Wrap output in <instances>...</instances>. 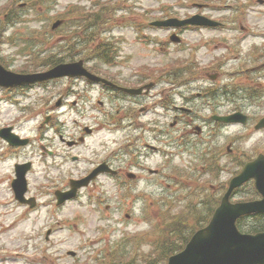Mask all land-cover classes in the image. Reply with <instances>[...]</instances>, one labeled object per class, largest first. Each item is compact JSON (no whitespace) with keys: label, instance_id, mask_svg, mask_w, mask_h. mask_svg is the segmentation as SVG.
<instances>
[{"label":"rangeland","instance_id":"rangeland-1","mask_svg":"<svg viewBox=\"0 0 264 264\" xmlns=\"http://www.w3.org/2000/svg\"><path fill=\"white\" fill-rule=\"evenodd\" d=\"M124 2V0H0V21L14 22L9 25L8 30L4 29L0 33V62L13 72L32 71L34 67L40 70L47 67L43 64L46 61L41 63L42 59L53 53L63 55L60 47L69 45L67 47L71 55L70 60L84 59L88 67L106 78L116 72L136 74L139 77L146 75L177 77L180 69L178 45L170 41L164 43V40L176 30L158 31L146 27V22L153 21L150 18H155L161 11L168 12L174 17L194 13L191 5H188V0L127 2L124 20L120 22L122 28L118 29L119 23L116 18L118 12L122 11L120 9L124 8ZM251 2L253 5L248 3V11L253 14L251 22L257 24H250V33L246 32L250 36L246 40L240 42L246 35L244 32L238 34L212 30H188L181 36L183 39L181 77L187 82L186 87L181 86V95L191 97L188 101L189 106L182 102L181 106L191 108L193 111L200 110V113L191 115L193 121L185 114L181 115V124L174 128L169 127L172 121V114H169L164 125V128L169 130V145H162L159 154H153L145 161V166L151 169H163L159 173L167 177L160 180L159 176L150 177L146 173L137 185L134 184L130 188L132 192L117 191L113 188L111 180L105 178L100 181V186L97 185L75 201L58 207L54 203L48 205L51 191L47 189L49 180L44 178L43 164L37 157L38 142L28 148L7 153V156L10 155L9 158L0 161V264H99L96 258L102 257L108 249L126 257L123 264L126 262L130 264L136 259H140L141 264H158L157 261L154 263L151 261L154 254L149 243L166 235L163 223L167 222L164 220L171 214L181 217V212H184L187 206L197 207L201 213L207 212L212 204L200 205L199 202H205L201 201L202 195L203 193L214 195L219 192L220 185L226 186L234 171L231 160H239L250 155L254 158L257 153L264 154V130H253L256 120L264 115V70L255 76L259 77V90L250 94L255 100L248 98L243 100L248 97L247 91L242 88L247 80L241 77L245 71L256 65L246 56L252 43H264L262 28L264 5H259L255 0ZM21 3L24 5H20ZM78 9L84 12L102 10L105 13L102 30L105 32L100 38L104 39L110 30L115 37L120 38L117 44L120 58L116 65H105L95 58L91 60V48L98 44V37L92 44L87 43V38L81 35L80 30L69 27L77 24ZM130 13L138 15L136 21H133ZM141 13H148V18L142 19ZM206 13L210 15L209 10ZM57 19H62L64 24L57 31L51 32V24ZM134 24L136 26L132 27L142 30L136 32L129 29L130 27H124ZM7 27L5 24V28ZM63 32L65 34H62ZM253 35L257 38L253 39ZM148 38L161 40L162 50L155 43L149 45ZM236 43L239 52H235L231 47ZM223 54L226 57L239 54L240 56L230 58L220 66L225 60L220 57ZM218 59L221 64L215 62ZM241 62L243 63L240 64ZM209 75L218 76L217 86L226 79L230 80L231 82H224L222 86L229 87L231 92L234 91L236 94L230 92L228 97L217 91L214 97L211 95L196 97L195 94L201 91L200 86L205 85L206 77ZM77 84L83 87L79 81L52 80L25 92L26 96L20 91L0 89V125L15 123L21 128L23 135L30 137L43 135L44 130H39L36 126L42 114L39 117L34 114L44 110L45 104L52 97L57 98L62 92H70ZM169 86L175 87L177 83ZM96 97V93L91 92L87 98L78 101L79 106H94ZM237 97H241L242 100H236ZM56 98L52 101L54 102ZM75 99L74 95H70L66 108H70L71 102ZM206 102L217 103V110L222 112L236 108L245 111L250 117L249 124L215 125L210 120L211 116L204 114L203 104ZM72 118L65 116L60 120L64 119L65 127L70 129L73 125ZM110 122L113 123L111 120ZM113 127L106 123L99 131L96 128L95 135L87 140L88 147L78 152H83L80 155L84 156V160L77 164L67 161L64 167L82 171L88 166V159L92 158L88 149L98 151L106 157L112 156L118 151L119 137L123 135ZM194 127L201 129V134L191 133ZM155 131L160 132L157 129ZM51 137V131L45 132L46 139L51 140ZM54 142L48 144L60 146L56 137ZM5 148V144L0 141V153L5 152ZM227 148L231 151L228 152ZM122 153V159L128 161V154ZM24 159H32L35 162L34 171L28 176L29 193L40 199L39 206L30 211L18 206L10 188L13 164ZM57 184L58 186L61 184L60 180H57ZM248 192L250 187H243L234 194L232 201H240ZM95 199L100 201L98 205L95 204ZM189 222L192 221L189 219ZM250 225L252 222H245L243 228ZM48 229L52 232L46 241ZM70 252L75 254L72 256ZM146 255L148 256L144 262L140 257ZM118 258L117 254L116 259Z\"/></svg>","mask_w":264,"mask_h":264},{"label":"flooded vegetation","instance_id":"flooded-vegetation-1","mask_svg":"<svg viewBox=\"0 0 264 264\" xmlns=\"http://www.w3.org/2000/svg\"><path fill=\"white\" fill-rule=\"evenodd\" d=\"M251 1L254 0H244L242 2L240 0H210L209 3H207V1L203 3H199L196 1L192 2L193 5L204 4L205 8L196 10V12L189 15L185 14L184 16H182V18H188L193 14H200L216 21V25L212 29L180 28L176 30L175 33L178 35L177 45L178 57L180 62L179 75L177 77H150L148 75L139 77L136 74L116 72L114 75H111L108 78L105 77V79L112 82L115 87H111L101 83H91L87 81L86 78L79 77L73 79V81H79L83 85V87H79V85L77 84V86H75V88L70 92H62L57 96V98L55 97L56 100L54 102L52 101L54 97H52L51 100H48L45 104V109L37 112L34 115L39 117L42 114V118L38 119L36 126H38L40 130L44 129V133L47 131H51V140L46 139L45 134H37L35 136V139H29V145L38 142L39 155L37 157L43 164L42 173L43 176L45 175L44 178H48L49 180L47 189L53 191L54 193L57 190L68 191L70 189L69 181L73 179L79 180L88 176L95 168H97L101 164H107L109 167H111V169H113L114 171V174H99L89 184L88 187L77 192L76 198L84 193L90 192V190H92L97 185L100 186V181L105 178L111 180L113 188H116L117 191L132 192L130 188H132L134 184L137 185V183L144 178V175H146V173H148L150 177L159 176L160 180L163 177H167L163 176V173H161L160 175L159 172H162L163 169H151L145 166V161L153 156V154H159L162 151V145H169V130L164 128L169 114H172V121L169 123V127L174 128L175 126L181 124V115L185 114V116L193 121L191 115L200 113V110L193 111V109L191 108L181 106V102L184 105L189 106L188 101L191 100V97L189 98L181 95V86L186 87L187 83L184 82L181 77V41H183V39H181V36L185 31L188 30H212L215 32L228 31L236 32L238 34L242 32L250 33V24H257V22H251V17H253V14L249 13L248 11L247 4H252ZM255 1L257 3L264 4V0ZM221 2L224 3L220 5ZM208 10L210 11V15L206 13ZM122 13L125 12H118V14ZM142 14L143 15H140V17L148 16V13ZM158 14L159 15L155 17V19L157 20H164L172 17L168 14V12L164 11H161ZM130 16L133 19L138 18V15ZM262 28L264 29V25L262 26ZM129 29L135 30L136 32L142 30L134 27H130ZM155 30L170 31L169 29ZM249 33H246L245 37L240 39V42L246 40L250 36ZM135 34L137 35V33ZM252 37L253 39L257 38L256 35H253ZM169 38L170 37H167L166 40H164V43L170 41L171 38ZM147 40L150 42L149 45H151V43H155V45H159L160 49L162 50L163 43H161V40L156 38H148ZM119 41L120 38L115 37L114 44L107 45V48L113 54V63L115 65L120 58V56L118 55L119 51L117 50V44H119ZM231 47L235 50V52H239L238 43L233 44ZM229 50L231 49L229 48ZM238 56H240V54ZM238 56L232 55V57H226L223 54L220 55L221 58L225 59L222 61V64L220 59L216 60L215 62H217V64H221L220 66H222L224 63L230 60V58L235 59L238 58ZM246 56L252 59L253 64H256L255 66H253L254 70H252L254 72V76H256L260 73V71L257 70H261L264 67V43L253 42L251 48L248 49ZM242 63L243 62H241L240 64ZM217 77L218 76L216 75H209V77H206V82L204 83L205 85L200 86L201 91H198L195 94L196 97H201L203 95H211L213 97L216 96L217 91L219 92V87L217 86ZM241 77H243V75H241ZM195 82H197V78L195 79ZM176 83L177 86L175 87L169 86V84ZM34 87L36 86H23L5 90L20 91L22 92V95L26 96L25 92L30 91ZM132 90L134 91L130 92ZM91 92H95L97 95L94 106H79L78 101L84 97L87 98L88 95H91ZM70 95H74L76 99L71 102L70 108H66L68 103L66 98H69ZM58 100L59 105L56 106ZM203 106V109L205 110L204 114H209L210 116L217 114L228 115L233 113L234 111V109H229L225 112L218 111L217 103L211 102H206L205 104H203ZM148 115L153 117L148 118ZM65 116L73 117V125L70 129L68 127H65L64 119L60 120ZM110 120L113 121V123L110 122ZM83 122H85V124H83ZM153 122H155V124H153ZM106 123H108L109 126H114L117 131H121L123 133V135L119 137L118 151H115L112 156L106 157L98 151H92L88 149V151L91 153L92 158L88 159V166L82 169V171H79L77 168L73 167H64L67 161H70L73 164H77L78 162L84 160V156L80 155L83 152H78L82 149L84 151V149L88 147L87 140L93 137L95 135V132L103 128ZM188 125L190 126L191 124ZM215 125L218 124L215 123ZM4 127L12 128V131L14 133L21 136L20 127H18L15 123L5 125ZM156 129L160 132L155 131ZM191 133L199 135L201 134V130H198L196 129V127H194L191 130ZM55 137L58 139L60 146H58L57 144H55L54 146L48 144L49 142L55 143ZM179 140H181V136L179 137ZM158 141H160L162 144L160 145ZM5 145V152L0 154V161L7 156V153L12 151L16 152L20 149H23L12 148L7 144ZM122 152H124L126 155L128 154V161L122 159ZM9 156L10 155L7 156V159L9 158ZM28 161L31 162V160L29 159L26 162ZM16 164L17 163H15L14 166ZM32 165L33 167L35 166V164L33 163ZM33 167L29 174H32V170L34 169ZM134 171L136 173H133ZM131 173H133L134 175H132ZM64 179H66V183L63 182ZM57 180H60L61 182L59 186L57 184ZM162 185L163 184L161 181L160 186ZM42 188L43 187H41V189ZM43 192L45 193V191ZM47 195L49 196V193H47ZM30 197L35 200L39 199L36 195L29 196V198ZM54 201L55 194L53 195L52 193V199L48 202V205H50ZM99 202L100 201L98 199H95V204L98 205Z\"/></svg>","mask_w":264,"mask_h":264},{"label":"water","instance_id":"water-1","mask_svg":"<svg viewBox=\"0 0 264 264\" xmlns=\"http://www.w3.org/2000/svg\"><path fill=\"white\" fill-rule=\"evenodd\" d=\"M59 24V21L54 23L53 29L58 27ZM187 24L209 25L211 22L203 18H191L186 21L169 20L161 23L163 26L175 27ZM66 75H85L93 81H103L87 73L82 68L81 62L59 65L48 72L34 75L16 74L7 71L0 65V86L31 84ZM214 119L223 123L245 124L247 122V117L240 113L226 117H214ZM262 128H264V118L255 126L256 130ZM2 136L11 145H25L27 143L26 140H19L14 135H11V137ZM16 169L20 171H18L17 178L13 182V189L16 192V198L23 202V195L27 189L25 179L27 166L20 165ZM91 178L92 176L87 178L86 181ZM250 179H254L255 187L262 195V200L232 204L230 202L232 191ZM72 196L73 194L70 197ZM251 213H264L263 155H259L254 161L247 163L242 171L230 181L228 190L222 197L219 207L214 211L209 224L191 237L182 252L170 257L168 264H264V232L255 235L241 234L236 228V220Z\"/></svg>","mask_w":264,"mask_h":264},{"label":"trees","instance_id":"trees-1","mask_svg":"<svg viewBox=\"0 0 264 264\" xmlns=\"http://www.w3.org/2000/svg\"><path fill=\"white\" fill-rule=\"evenodd\" d=\"M99 14V15H98ZM104 18L105 13L102 10H98L97 12H89L88 14L82 13L77 18V24L69 26L70 28L78 29L80 30L81 35H85L87 38V43H93L96 38L98 37V34L102 30V26L104 24ZM4 22V23H3ZM3 23L2 27L1 24ZM7 25L5 23V20L0 21V33L4 29L3 27ZM62 34H65L64 32ZM98 39V38H97ZM69 45L61 46V51L63 52V55H58L57 53L51 54V56H46L44 59L41 60V63L43 61H46V63H43L44 65H54L56 63L67 61L71 55L68 53V47ZM93 51L98 52L99 48L93 49ZM67 52V54H65ZM101 52V50L99 51ZM103 52V51H102ZM101 52V53H102ZM100 53V54H101ZM37 68V67H34ZM245 162V159H239L235 162L236 166H242ZM237 171H235L234 174H236ZM224 187L219 186V192H216L214 195L206 194L201 192L202 198L199 202L200 205H205L206 203L212 204L211 207L208 209L207 212L201 213L197 209V207L190 208L187 206L185 208L184 212H181V217L174 216L171 214L168 219L164 220L167 223L164 224V231L167 232L166 235L163 237H160L158 239H155L152 243H149L152 245V253L154 254L151 258V261L158 262V264H166V260L169 256L179 252L183 249V247L186 245L190 237L193 235V233L198 230L199 228L203 227L209 220V217L211 216L213 210L216 208V206L219 204L220 201V195L224 191ZM255 193L253 196L249 197V199L254 198ZM204 214V215H201ZM189 219L192 221L189 222ZM254 222L252 225L248 226L245 230L248 232H257V231H263L264 230V216L255 215L252 217ZM240 223L237 224V226L240 229ZM149 255V254H148ZM140 257L145 262V258L147 256ZM114 257V256H113ZM126 257H121L119 259H113L105 257V260L102 262L103 264H123ZM135 259V258H134ZM149 261V260H148ZM132 264H141L140 259L133 260L131 262Z\"/></svg>","mask_w":264,"mask_h":264}]
</instances>
